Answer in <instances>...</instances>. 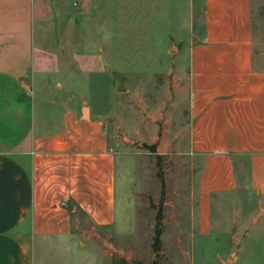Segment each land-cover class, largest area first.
I'll return each mask as SVG.
<instances>
[{"label": "crops", "instance_id": "0c3cea01", "mask_svg": "<svg viewBox=\"0 0 264 264\" xmlns=\"http://www.w3.org/2000/svg\"><path fill=\"white\" fill-rule=\"evenodd\" d=\"M117 1L0 0V264H39V245L72 239L80 213L97 227L115 224V109L94 110L77 88L93 70L118 89L103 41L118 36ZM151 2L142 3L148 30L160 35L166 23L168 32L164 58L150 56L149 75L162 77V125L142 120L175 130V151L202 161L188 228L194 261L264 258V69L254 55L252 0ZM97 35L100 54L66 49Z\"/></svg>", "mask_w": 264, "mask_h": 264}, {"label": "rangeland", "instance_id": "374dc122", "mask_svg": "<svg viewBox=\"0 0 264 264\" xmlns=\"http://www.w3.org/2000/svg\"><path fill=\"white\" fill-rule=\"evenodd\" d=\"M121 1L115 2L114 25L118 36L112 34L108 37L104 34V57L112 63L113 71L127 89L119 91L116 87V91L114 84L101 80L100 73L93 70L86 72L87 84L77 88L78 96H86L94 110L115 109L112 119L118 130L109 131L116 138L119 151L116 221L112 227H97L80 213L74 218L72 239H54V243L47 247L39 245L36 251L39 264H123V260L130 264L135 261L152 264L156 257L153 242L159 210L164 216L160 264H202L194 261L196 248L193 250L188 241L191 213L198 208L196 180L202 161L175 151V130L147 129L142 120L145 115L148 121L162 125L158 114L162 77L157 71L154 77L149 74L157 64V59L150 57L151 51L156 52L154 57L164 58L162 35H168L166 23L161 34L156 36L148 30L149 23L142 4L144 0L140 3L135 0L132 5L125 4L124 7L120 5ZM151 1L153 3L154 0ZM153 10V6L146 8L147 13L152 14ZM171 11L175 15V9ZM252 26L255 59L264 69V0H252ZM98 35L72 39L66 49L72 47L90 54H100ZM168 39L165 45L169 41L171 44V38ZM76 70L73 72L78 74L79 69ZM165 131L168 138L161 148L162 154L159 144ZM154 144L162 154L161 160L149 148ZM181 225L183 230H180ZM180 239L183 240L182 244ZM204 249L211 257V248ZM209 260L207 264H217L215 260ZM245 264H264V258L246 260Z\"/></svg>", "mask_w": 264, "mask_h": 264}, {"label": "trees", "instance_id": "16d2710c", "mask_svg": "<svg viewBox=\"0 0 264 264\" xmlns=\"http://www.w3.org/2000/svg\"><path fill=\"white\" fill-rule=\"evenodd\" d=\"M149 148L158 154V159H162V155L159 154L157 150V145H151ZM162 184L163 187H165V181L162 178ZM165 192H163V197H164ZM164 216L162 210H159V212L156 215V224H155V236H154V242H153V249L156 254L155 259L153 260L152 264H160V258H161V253H162V234L164 232V222H163ZM123 264H130L127 260H123ZM131 264H142L141 261H135L134 263Z\"/></svg>", "mask_w": 264, "mask_h": 264}, {"label": "water", "instance_id": "95a60500", "mask_svg": "<svg viewBox=\"0 0 264 264\" xmlns=\"http://www.w3.org/2000/svg\"><path fill=\"white\" fill-rule=\"evenodd\" d=\"M115 84L117 85L119 91H125L127 89L126 86L118 80H115Z\"/></svg>", "mask_w": 264, "mask_h": 264}, {"label": "built area", "instance_id": "2783aa9c", "mask_svg": "<svg viewBox=\"0 0 264 264\" xmlns=\"http://www.w3.org/2000/svg\"><path fill=\"white\" fill-rule=\"evenodd\" d=\"M71 1L73 2L74 6H77L79 3V0H71Z\"/></svg>", "mask_w": 264, "mask_h": 264}]
</instances>
